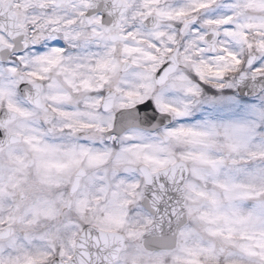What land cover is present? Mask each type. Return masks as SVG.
Wrapping results in <instances>:
<instances>
[{
    "label": "snow or ice",
    "instance_id": "snow-or-ice-1",
    "mask_svg": "<svg viewBox=\"0 0 264 264\" xmlns=\"http://www.w3.org/2000/svg\"><path fill=\"white\" fill-rule=\"evenodd\" d=\"M0 264H264V0H0Z\"/></svg>",
    "mask_w": 264,
    "mask_h": 264
}]
</instances>
